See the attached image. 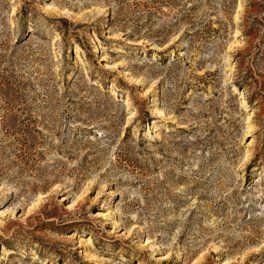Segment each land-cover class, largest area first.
Segmentation results:
<instances>
[{
  "label": "rangeland",
  "instance_id": "374dc122",
  "mask_svg": "<svg viewBox=\"0 0 264 264\" xmlns=\"http://www.w3.org/2000/svg\"><path fill=\"white\" fill-rule=\"evenodd\" d=\"M226 260L264 264V0H0V264Z\"/></svg>",
  "mask_w": 264,
  "mask_h": 264
},
{
  "label": "bare ground",
  "instance_id": "6f19581e",
  "mask_svg": "<svg viewBox=\"0 0 264 264\" xmlns=\"http://www.w3.org/2000/svg\"><path fill=\"white\" fill-rule=\"evenodd\" d=\"M46 8H49V6H47ZM235 44V43H234ZM91 239H89V241H90ZM84 241V240H83ZM83 241L81 242V243H83ZM85 243V242H84ZM165 257H162V259H164ZM224 264H229V261H225V263Z\"/></svg>",
  "mask_w": 264,
  "mask_h": 264
}]
</instances>
